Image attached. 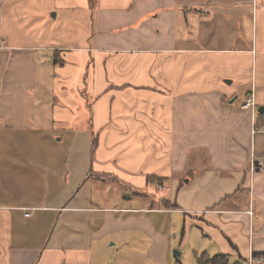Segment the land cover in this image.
I'll return each mask as SVG.
<instances>
[{
  "label": "crops",
  "instance_id": "crops-1",
  "mask_svg": "<svg viewBox=\"0 0 264 264\" xmlns=\"http://www.w3.org/2000/svg\"><path fill=\"white\" fill-rule=\"evenodd\" d=\"M134 244L264 264V0H0V264Z\"/></svg>",
  "mask_w": 264,
  "mask_h": 264
},
{
  "label": "rangeland",
  "instance_id": "rangeland-1",
  "mask_svg": "<svg viewBox=\"0 0 264 264\" xmlns=\"http://www.w3.org/2000/svg\"><path fill=\"white\" fill-rule=\"evenodd\" d=\"M51 19L54 18V12L50 14L49 16ZM125 189L121 185L108 183L107 185L103 186L101 188V193L106 195L107 198L111 199V204L114 205L118 203L119 205H124V197H127V194L125 193ZM126 195V196H124ZM102 203V204H101ZM101 205H109L108 200L106 202L102 201L100 202ZM135 252L130 251H122L120 248H113L112 251L107 252V258L110 260L117 259L118 264L124 263V264H141V262L144 261V247L142 244H139L136 247V244H134L132 250H136ZM130 253H134L136 255H131Z\"/></svg>",
  "mask_w": 264,
  "mask_h": 264
},
{
  "label": "built area",
  "instance_id": "built-area-1",
  "mask_svg": "<svg viewBox=\"0 0 264 264\" xmlns=\"http://www.w3.org/2000/svg\"><path fill=\"white\" fill-rule=\"evenodd\" d=\"M256 107H257V105H256L255 99L252 95L246 100L245 104L243 105V109L249 110L251 112L252 116L257 114ZM262 263H263L262 257L251 255L245 264H262Z\"/></svg>",
  "mask_w": 264,
  "mask_h": 264
},
{
  "label": "trees",
  "instance_id": "trees-1",
  "mask_svg": "<svg viewBox=\"0 0 264 264\" xmlns=\"http://www.w3.org/2000/svg\"><path fill=\"white\" fill-rule=\"evenodd\" d=\"M93 145H94V141H93ZM205 264H220L224 262V260L222 258H212V259H205L204 260Z\"/></svg>",
  "mask_w": 264,
  "mask_h": 264
},
{
  "label": "water",
  "instance_id": "water-1",
  "mask_svg": "<svg viewBox=\"0 0 264 264\" xmlns=\"http://www.w3.org/2000/svg\"><path fill=\"white\" fill-rule=\"evenodd\" d=\"M262 111L263 110L261 108L258 109V113H262ZM174 254H175V256H179V252H177V251H175Z\"/></svg>",
  "mask_w": 264,
  "mask_h": 264
}]
</instances>
